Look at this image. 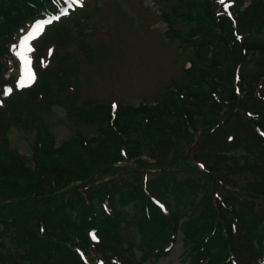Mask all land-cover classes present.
Masks as SVG:
<instances>
[{"label":"trees","instance_id":"1","mask_svg":"<svg viewBox=\"0 0 264 264\" xmlns=\"http://www.w3.org/2000/svg\"><path fill=\"white\" fill-rule=\"evenodd\" d=\"M56 13L55 0H0V264H141L136 229L143 259L170 254L182 233L191 264H264V158L252 178L227 187L197 172L179 176L183 166L162 167L146 151L150 143L165 158L184 154L182 141L233 106L244 137H232L264 153V0L232 13L221 6V16L196 20L186 37L174 35L196 52L189 81L174 95L116 116L110 104L94 103L82 114L99 124L97 136L58 144L40 135L26 156L8 134L20 115L45 104L44 79L53 69L41 62L43 46L61 28L46 26L36 40L30 56L37 77L27 86L18 81V46L31 25ZM185 15L177 16L194 20ZM124 170L136 178H120ZM31 200L32 209L20 214L12 204Z\"/></svg>","mask_w":264,"mask_h":264},{"label":"rangeland","instance_id":"2","mask_svg":"<svg viewBox=\"0 0 264 264\" xmlns=\"http://www.w3.org/2000/svg\"><path fill=\"white\" fill-rule=\"evenodd\" d=\"M68 1L69 14L64 13L56 19L31 25L25 31L21 45L18 46V64L24 66L18 81L22 86H27L34 81L29 77L33 75L37 77L34 68L31 66L30 69L27 66V61L33 58L30 55L36 40L45 31L46 26L54 25L61 28L60 34L53 32L48 44L40 46V48L43 46L42 55L46 53L41 57V62L48 64L50 60L53 69V73H50L51 79L48 77L44 79L47 94L41 89L35 91V94L37 92L45 94V104L32 108L25 119L20 115L23 121L12 122L8 134L12 147L22 155H31L33 144L40 135L53 136L58 144L78 137L97 136L99 124L82 114L84 110L92 108L94 103L110 104L112 114L116 116L117 112H121L126 106L134 108L140 105L151 106L163 97L174 95L189 81L188 69L192 65L191 61L196 59V52L191 45L183 43L174 35L186 37L196 20L197 22L205 20L209 23L210 20L221 16V6L227 13H232L244 9L250 2V0ZM211 4L217 9L216 12ZM180 11L186 13L185 16L189 14L194 20L189 22L180 18L177 16ZM166 13L171 20L166 17ZM48 101L53 102L47 103ZM244 105L245 102H242L239 107L242 108ZM234 108L233 106L224 108L218 120L200 127L196 137L189 136L182 141L180 145H188L184 154L176 150L168 157L173 161L179 155L178 161L174 163L166 161L168 158L154 152L152 150L154 147L150 143L146 144L147 153L150 152L161 160L158 165L162 167L183 166L185 170L179 173V176L187 175V172H197L199 177L220 180L227 187H230L227 183L241 184L256 174L255 162L263 159L264 153H255L244 147L240 139L235 140L232 137H244L238 126L241 112L239 111L236 117L231 116L235 112ZM221 116L225 117L220 118ZM4 117L6 116L2 118ZM18 118L19 116L16 120ZM236 143L242 144V147L239 148ZM246 158L251 164H246ZM152 160L156 162V159ZM126 162L138 168L143 166V161L140 160ZM120 178L130 181L134 180L136 175L124 170ZM32 202L33 200L12 204L20 214L24 209L27 211L32 209ZM129 225L125 221L122 222L124 228ZM135 233L134 255L136 261L141 264H191L190 256L193 254L189 248L191 246L183 245L182 233L169 251L170 254L149 259H143V251L137 246L141 233L138 229Z\"/></svg>","mask_w":264,"mask_h":264},{"label":"snow or ice","instance_id":"3","mask_svg":"<svg viewBox=\"0 0 264 264\" xmlns=\"http://www.w3.org/2000/svg\"><path fill=\"white\" fill-rule=\"evenodd\" d=\"M30 79H34V76L29 77ZM10 91V90H9ZM95 238V237H94Z\"/></svg>","mask_w":264,"mask_h":264}]
</instances>
